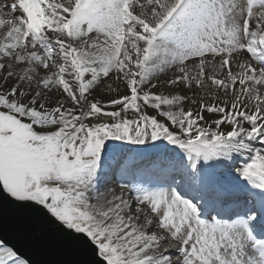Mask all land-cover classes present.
Returning a JSON list of instances; mask_svg holds the SVG:
<instances>
[{"label":"snow or ice","instance_id":"6c2138e0","mask_svg":"<svg viewBox=\"0 0 264 264\" xmlns=\"http://www.w3.org/2000/svg\"><path fill=\"white\" fill-rule=\"evenodd\" d=\"M5 203L73 264H264V0H0Z\"/></svg>","mask_w":264,"mask_h":264},{"label":"water","instance_id":"95a60500","mask_svg":"<svg viewBox=\"0 0 264 264\" xmlns=\"http://www.w3.org/2000/svg\"><path fill=\"white\" fill-rule=\"evenodd\" d=\"M0 237L15 245L33 264H73L75 260L46 224L7 203L0 206Z\"/></svg>","mask_w":264,"mask_h":264}]
</instances>
